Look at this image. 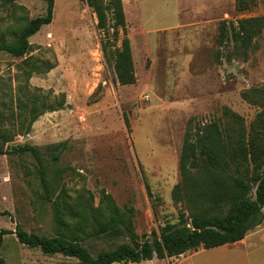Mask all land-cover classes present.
I'll return each mask as SVG.
<instances>
[{
	"label": "rangeland",
	"instance_id": "374dc122",
	"mask_svg": "<svg viewBox=\"0 0 264 264\" xmlns=\"http://www.w3.org/2000/svg\"><path fill=\"white\" fill-rule=\"evenodd\" d=\"M53 1L52 22L29 38L26 54L0 50V230L73 234L96 256L131 242L126 231L94 233L104 193L131 208L138 240L182 214L225 215L228 207L213 206L210 175L193 163L184 174L181 157L196 145L202 166L198 151L209 131L228 150L250 138L264 145V19L247 47L234 38L253 26L242 20L264 18V0H121L126 32L119 33L98 26L88 0ZM47 5L0 0V43L13 42ZM125 36L131 84L114 70ZM63 98L62 108H49ZM32 107L39 115L31 131L18 134ZM25 144L36 150L18 148ZM244 155L243 147L233 163ZM0 256L6 264L77 262L22 244L15 233L5 235ZM119 264H264V222L236 243Z\"/></svg>",
	"mask_w": 264,
	"mask_h": 264
},
{
	"label": "trees",
	"instance_id": "16d2710c",
	"mask_svg": "<svg viewBox=\"0 0 264 264\" xmlns=\"http://www.w3.org/2000/svg\"><path fill=\"white\" fill-rule=\"evenodd\" d=\"M12 2L15 0H4ZM94 8L98 26L102 29L113 28L119 33V27L126 32V20L121 0H106L104 3L98 0H88ZM54 1L48 0L45 15L31 19L21 29L18 37L9 43H0V50L7 51L15 56H23L30 49L29 38L36 34L44 25L50 24L53 19ZM263 17H252L242 20L252 24L245 27L244 31L234 34L235 40H239L244 47H247L253 36L259 32ZM227 26L221 30L222 42L226 40ZM114 70L117 80L121 84H131L136 80L133 61L132 47L127 36L123 38L122 46L117 47L113 53ZM64 97V95H61ZM64 98L59 99L57 105L50 106L51 110L62 108ZM31 119L24 125L22 122L18 134H26L31 131L33 122L39 113L34 107L31 108ZM210 132V133H209ZM206 133L201 139L200 159L196 153V145H189L183 150L181 157V168L185 174L189 169L187 164L203 169L210 175V193L213 196V206L216 208L228 207L225 215H180L178 221L166 223L151 234L144 235L141 240L135 234L130 207L122 208L117 205L110 195H102L98 213L93 214L96 235L116 237L128 233L131 242H124L109 250H102L96 256L86 248L81 240L73 234L48 237L36 233H30L19 226L15 231L10 229L0 230V248L3 245L6 234L15 233L18 240L27 246L38 247L46 254L62 253L66 256L77 258L75 264H113L140 262L153 258L165 259L177 257L189 250L211 249L229 243L238 242L246 237L248 233L264 222V145H255L254 139L248 142L227 149L224 138L221 134H214L212 131ZM242 137V136H241ZM252 146L253 149L248 150ZM243 159L236 164L235 156L243 152ZM21 149L36 150L35 147L19 145ZM3 149L0 147V153ZM228 158L230 161H228ZM192 166V167H193ZM234 171L232 172V169ZM255 190V196L251 193ZM179 186L175 188L174 195L178 197ZM179 198V197H178ZM81 199L80 203L81 206ZM86 208H83L85 210ZM129 213V214H128ZM0 214H2L0 212ZM80 217L79 226L84 224L85 218ZM63 221V216L59 217ZM124 229V230H122ZM126 231V232H125ZM0 264H6L4 257L0 256Z\"/></svg>",
	"mask_w": 264,
	"mask_h": 264
},
{
	"label": "crops",
	"instance_id": "0c3cea01",
	"mask_svg": "<svg viewBox=\"0 0 264 264\" xmlns=\"http://www.w3.org/2000/svg\"><path fill=\"white\" fill-rule=\"evenodd\" d=\"M258 227H259V226H258ZM242 240H243V239H242ZM240 241H241V240H240ZM234 243H236V242H234ZM258 250H259V249H256V251L252 252V254H253V253H256Z\"/></svg>",
	"mask_w": 264,
	"mask_h": 264
},
{
	"label": "water",
	"instance_id": "95a60500",
	"mask_svg": "<svg viewBox=\"0 0 264 264\" xmlns=\"http://www.w3.org/2000/svg\"><path fill=\"white\" fill-rule=\"evenodd\" d=\"M113 264H119V262H114Z\"/></svg>",
	"mask_w": 264,
	"mask_h": 264
}]
</instances>
